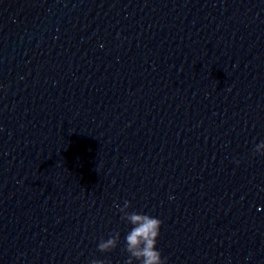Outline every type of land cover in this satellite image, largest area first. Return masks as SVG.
Segmentation results:
<instances>
[{
  "label": "water",
  "instance_id": "95a60500",
  "mask_svg": "<svg viewBox=\"0 0 264 264\" xmlns=\"http://www.w3.org/2000/svg\"><path fill=\"white\" fill-rule=\"evenodd\" d=\"M262 144L264 0H0V264H264Z\"/></svg>",
  "mask_w": 264,
  "mask_h": 264
},
{
  "label": "clouds",
  "instance_id": "9594fccd",
  "mask_svg": "<svg viewBox=\"0 0 264 264\" xmlns=\"http://www.w3.org/2000/svg\"><path fill=\"white\" fill-rule=\"evenodd\" d=\"M260 147H264V144ZM127 218L134 225L126 236L127 250L131 256L140 260L141 264H165L156 247L162 221L157 217L137 213H133ZM114 244L115 240L111 239L101 243L99 247L101 250H106ZM128 264H132L131 259H129Z\"/></svg>",
  "mask_w": 264,
  "mask_h": 264
}]
</instances>
